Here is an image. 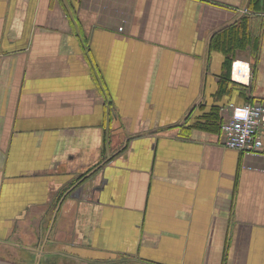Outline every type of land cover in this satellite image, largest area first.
<instances>
[{
  "label": "crops",
  "instance_id": "obj_1",
  "mask_svg": "<svg viewBox=\"0 0 264 264\" xmlns=\"http://www.w3.org/2000/svg\"><path fill=\"white\" fill-rule=\"evenodd\" d=\"M253 1L0 0V244L264 264V148L222 132L230 104L264 103Z\"/></svg>",
  "mask_w": 264,
  "mask_h": 264
},
{
  "label": "built area",
  "instance_id": "obj_2",
  "mask_svg": "<svg viewBox=\"0 0 264 264\" xmlns=\"http://www.w3.org/2000/svg\"><path fill=\"white\" fill-rule=\"evenodd\" d=\"M231 76L233 81L250 83V63L234 60ZM222 132L225 147L243 153L261 152L264 148V103L230 104L224 115Z\"/></svg>",
  "mask_w": 264,
  "mask_h": 264
},
{
  "label": "rangeland",
  "instance_id": "obj_3",
  "mask_svg": "<svg viewBox=\"0 0 264 264\" xmlns=\"http://www.w3.org/2000/svg\"><path fill=\"white\" fill-rule=\"evenodd\" d=\"M30 235H31L30 236L31 241L37 243L36 242V235L35 234H30ZM51 243H52V241H51ZM51 243H47V247H46L47 250L52 248L50 245ZM64 246H65V244H63V243H57L55 245V249L57 251V248L63 249ZM26 251L27 250L22 249V247L0 244V258L7 260V261H10V262L17 263V264H23V256L25 255ZM54 256H55L54 258H56L57 261H59L61 264H83L82 262L74 261V259H72V258L65 257V255H62L60 253V251H59V253L58 252L54 253ZM102 260H108V259H102ZM111 260H115V261H113L114 263L109 262L110 264H141L138 261L134 262V259H129V258L126 259V258L119 257V256H117L116 258L110 259L109 261H111ZM88 264H90V263H88Z\"/></svg>",
  "mask_w": 264,
  "mask_h": 264
},
{
  "label": "flooded vegetation",
  "instance_id": "obj_4",
  "mask_svg": "<svg viewBox=\"0 0 264 264\" xmlns=\"http://www.w3.org/2000/svg\"><path fill=\"white\" fill-rule=\"evenodd\" d=\"M51 243V242H49ZM57 243H55L54 241L50 244L51 245V249H46L47 244L45 243H38L36 245L35 248H39L40 250L35 251L33 250H27L25 252V255L23 256V264H61L59 261H57L56 258H54V253H56V249H55V245ZM42 245H44V247H42ZM74 261H78V262H82L83 264H110L111 262L109 260H98L97 262H94L93 260L91 261L88 259H74ZM94 262V263H93ZM110 262V263H109ZM136 262V261H134Z\"/></svg>",
  "mask_w": 264,
  "mask_h": 264
},
{
  "label": "trees",
  "instance_id": "obj_5",
  "mask_svg": "<svg viewBox=\"0 0 264 264\" xmlns=\"http://www.w3.org/2000/svg\"><path fill=\"white\" fill-rule=\"evenodd\" d=\"M251 6H253L254 9L255 8L259 9L260 7H263L264 5L261 4L260 0H254L251 3ZM236 28H238L237 25H231L230 27L226 28L228 29V31L225 33L226 35L224 36V40H220L221 43L218 45L223 46V48H230L234 46L236 44V41L238 40L237 34L240 31L247 32L245 26H240L238 29ZM223 120H224V117H223Z\"/></svg>",
  "mask_w": 264,
  "mask_h": 264
},
{
  "label": "water",
  "instance_id": "obj_6",
  "mask_svg": "<svg viewBox=\"0 0 264 264\" xmlns=\"http://www.w3.org/2000/svg\"><path fill=\"white\" fill-rule=\"evenodd\" d=\"M42 247H44V245H42ZM29 250H33L34 248H28ZM35 250V249H34ZM0 264H17V263H14V262H10V261H7V260H4V259H1L0 258Z\"/></svg>",
  "mask_w": 264,
  "mask_h": 264
},
{
  "label": "bare ground",
  "instance_id": "obj_7",
  "mask_svg": "<svg viewBox=\"0 0 264 264\" xmlns=\"http://www.w3.org/2000/svg\"><path fill=\"white\" fill-rule=\"evenodd\" d=\"M35 251H37V250H35Z\"/></svg>",
  "mask_w": 264,
  "mask_h": 264
}]
</instances>
